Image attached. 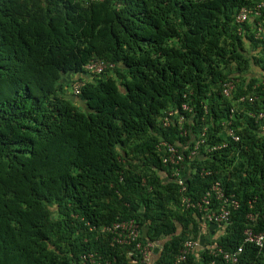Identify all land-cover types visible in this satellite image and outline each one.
Masks as SVG:
<instances>
[{
	"label": "trees",
	"instance_id": "1",
	"mask_svg": "<svg viewBox=\"0 0 264 264\" xmlns=\"http://www.w3.org/2000/svg\"><path fill=\"white\" fill-rule=\"evenodd\" d=\"M261 2L0 0V264H129L128 247L100 231L129 218L142 240H159L156 264H176L184 241L210 230L219 237L178 264H226L210 246L242 244L238 264H264V247L244 241L250 225L264 231V6L237 20ZM92 61L114 66L91 73ZM163 139L186 155L205 140L184 164L185 192ZM215 181L239 207L205 227L182 196L197 200Z\"/></svg>",
	"mask_w": 264,
	"mask_h": 264
},
{
	"label": "built area",
	"instance_id": "2",
	"mask_svg": "<svg viewBox=\"0 0 264 264\" xmlns=\"http://www.w3.org/2000/svg\"><path fill=\"white\" fill-rule=\"evenodd\" d=\"M263 6L264 3L261 2L254 6V9L249 7H243L239 12L237 20L240 22L245 21L248 19V16L251 13L260 15V9ZM106 67L107 64L104 61H92V63L86 66V68L91 70L92 72H101ZM80 85L81 84H77L76 88H78ZM234 87L235 84L232 80L224 82L223 93L226 96H231ZM246 98L247 97L242 96L240 97V100L244 101ZM249 98L250 101H254L253 97ZM183 109L186 111L192 110V108L189 107L187 104L183 105ZM252 116H255V114H252ZM262 116L263 114L260 115V117ZM186 121L187 117H185L184 115H181L179 117V122H181L182 124V127L180 126V130H182L183 135L191 133V129H185L183 126ZM170 122V116H166L164 118V125H169ZM206 133L207 127L205 126L200 132V134L201 136L205 137ZM227 133L235 141H238L240 138V136L236 134L233 128H228ZM204 141V139H198L196 142V147L190 151L189 155H186L184 150H181L179 146H176L168 140L163 139L157 144L159 151L163 153L164 162L175 166L173 174L178 178L182 192H185L187 189V184L184 179L186 178V176H184V170H186L187 168L184 167V164L187 163V160H193L196 155L199 154L198 146L200 145V143H204ZM226 145V142L214 144L206 151L210 152L217 148L220 149ZM209 173L210 171L206 170L205 168H202L200 170L201 175H206ZM182 204L185 208L198 210L199 213L202 214V217L205 221L216 224L229 223L232 211L236 210L239 207L238 200L233 194L226 193L221 181L213 182L211 188L197 200L191 196H187L184 194L182 196ZM247 218L250 222H254L256 219L255 215L252 213H250ZM100 231L102 233H109L110 235H112V243L128 247L127 259L129 264H156L154 262V257L155 255L160 253L161 244L159 240L155 239L142 240L140 225L134 218L119 219L112 223L105 224L100 228ZM244 236L245 242L254 244L259 248L264 247V231H256L254 229V225H250L245 229ZM201 246V243H199L198 240H195L193 238L185 240L183 246L176 255V264L187 260L188 255L192 251L200 248ZM210 247V253L214 256H221L226 264H238L240 261V256L244 250L243 244L239 245L236 249L233 250H223L221 247L213 248L214 246ZM157 248L158 252L155 253V249ZM83 258L86 261L90 260L92 263H95V259L93 258L92 254H85ZM215 262L216 259L212 260L208 264H215Z\"/></svg>",
	"mask_w": 264,
	"mask_h": 264
},
{
	"label": "clouds",
	"instance_id": "3",
	"mask_svg": "<svg viewBox=\"0 0 264 264\" xmlns=\"http://www.w3.org/2000/svg\"><path fill=\"white\" fill-rule=\"evenodd\" d=\"M245 7H246V6H245ZM240 11H241V10H240ZM238 15H239V14H238ZM251 16H256V14L251 13V14L248 16V19H249ZM259 16H261V14H260ZM237 17H238V16H237ZM248 19H247V20H248ZM245 21H246V20H245ZM245 21H241V22H245ZM239 22H240V21H239ZM260 26H261V25H260ZM260 26H259V29H258V34H260V33L262 32V29H263L262 26H261V27H260ZM260 28H261V31H260ZM105 63H106V62H105ZM106 64H107V67H108V66H110V67L114 66L113 63H106ZM107 67H106V68H107ZM104 69H105V68H104ZM104 69H103V70H104ZM103 70H102V71H103ZM102 71H101V72H102ZM91 73H100V72H92V71H91ZM226 82H227V81H226ZM77 84H81V85H80L78 88H76V85H77ZM223 84H224V83H223ZM82 85H83L82 82H77V83H75V85H74V87H73V91H74L75 93H79V92H80V89H81V87H82ZM222 87H223V85H222ZM231 96H232V93H231ZM231 96H229V97H231ZM241 97H242V96H241ZM239 99H240V98H239ZM240 101H241V100H240ZM170 113H172V112H169V115H165V116L162 118V121H161V122H162V126H163V127H169V126L172 124V119H171V116H170L171 114H170ZM166 116H170V121H171V122H170L169 125H164V118H165ZM178 121H179V120H178ZM204 127H205V126H202L201 129L203 130ZM202 130H201V131H202ZM201 131H200V132H201ZM191 133H192V132H191Z\"/></svg>",
	"mask_w": 264,
	"mask_h": 264
},
{
	"label": "crops",
	"instance_id": "4",
	"mask_svg": "<svg viewBox=\"0 0 264 264\" xmlns=\"http://www.w3.org/2000/svg\"><path fill=\"white\" fill-rule=\"evenodd\" d=\"M184 176H185V170H184ZM202 225H204L205 227H207L206 225H209V222L206 221V222L202 223ZM214 226H215L214 228L216 229L217 228L216 225H214ZM211 237H219V233L217 231L213 232L212 230H210L209 233H206L204 237H203V235H201L200 236V239L198 241H199V243H201V245H204V243L206 242V240L207 239H210Z\"/></svg>",
	"mask_w": 264,
	"mask_h": 264
},
{
	"label": "rangeland",
	"instance_id": "5",
	"mask_svg": "<svg viewBox=\"0 0 264 264\" xmlns=\"http://www.w3.org/2000/svg\"><path fill=\"white\" fill-rule=\"evenodd\" d=\"M70 90L72 91V87H70ZM73 99L75 100V101H79V99L77 98V97H73ZM75 104H78V103H76L75 102ZM80 106H81V104H80ZM81 108L83 109V110H85V107H83V105L81 106Z\"/></svg>",
	"mask_w": 264,
	"mask_h": 264
},
{
	"label": "water",
	"instance_id": "6",
	"mask_svg": "<svg viewBox=\"0 0 264 264\" xmlns=\"http://www.w3.org/2000/svg\"><path fill=\"white\" fill-rule=\"evenodd\" d=\"M158 252V248L157 249H155V253H157Z\"/></svg>",
	"mask_w": 264,
	"mask_h": 264
}]
</instances>
